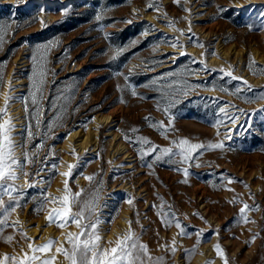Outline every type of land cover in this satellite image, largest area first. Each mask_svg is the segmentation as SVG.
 Returning <instances> with one entry per match:
<instances>
[{"label":"rangeland","instance_id":"rangeland-1","mask_svg":"<svg viewBox=\"0 0 264 264\" xmlns=\"http://www.w3.org/2000/svg\"><path fill=\"white\" fill-rule=\"evenodd\" d=\"M262 13L264 0H0V107L6 94L14 97L8 116L22 145L16 155L23 160L27 153L33 161L24 168L29 175L12 182L23 196L8 218L15 227L0 235V259L22 257L29 243L49 239L70 248L65 237L78 232L75 224L61 228L47 219L58 202L37 211L42 193L49 201L65 195L68 179L72 193H80L73 212L98 195L92 218L104 221L102 247L131 227L161 264H225L224 258L227 264H264V112L257 111L264 99L248 103L253 92L233 94L243 81L264 89ZM177 38L183 47L172 46ZM40 57L48 75L36 128L30 93ZM169 72L175 73L171 95L153 83ZM170 118L166 133L153 126L169 125ZM30 125L34 138L27 135ZM184 139L222 142L223 148L199 149L188 164L179 155L155 160L159 149L178 152ZM151 145L156 152H149ZM69 165H78L72 177L60 175ZM245 203L252 209L247 223L239 220ZM170 213L188 235L174 221L162 223ZM55 247L44 255L69 264Z\"/></svg>","mask_w":264,"mask_h":264},{"label":"snow or ice","instance_id":"snow-or-ice-1","mask_svg":"<svg viewBox=\"0 0 264 264\" xmlns=\"http://www.w3.org/2000/svg\"><path fill=\"white\" fill-rule=\"evenodd\" d=\"M151 6V5H150ZM264 16V13L261 14ZM97 19H100L98 16ZM43 23V22H42ZM251 29L253 25H248ZM173 47L180 46L179 39L173 41ZM202 47V45H199ZM46 47V46H45ZM186 53H182L185 55ZM34 60L37 57H33ZM40 63H37L36 68L34 69V77L32 81L33 91L30 93L31 95V103L34 106L33 119L36 121L35 127L39 128L41 123L42 109H41V101L43 100V89L46 84L48 69L46 68V62H44V58H39ZM175 59V58H174ZM198 63H203L198 62ZM254 64V61L252 62ZM251 67V65H249ZM207 70V69H205ZM215 71V70H213ZM222 71V70H221ZM261 72H264V69H261ZM175 73L169 72L166 74H161L158 80H154L153 83L157 86V90H170L169 95L176 91L175 81L170 80V77H173ZM227 77L232 80H238L240 78L232 75L231 72L225 73ZM129 77H125L128 79ZM2 74H0V83H2ZM191 86L185 85V89H190ZM224 91H228L227 89H222ZM253 92L252 96L245 97V101L248 103H252L257 99H264V89L253 90L251 85L247 84V81H243L242 87H237L233 92L234 95L240 94L243 91ZM11 91V89H10ZM183 91V90H182ZM186 94V91H185ZM133 95H136L135 91H133ZM14 97L10 94H6L4 97V106L0 107V235H2L3 231L7 227H15V224H9V216L11 212H14L16 207L20 206V200L23 196V190L17 187L14 183L15 180L19 179L20 176H28L29 173L24 171L26 164L33 162L32 158L27 153H22L23 160L21 157L16 155L17 147H22V145H17L15 143L14 137L12 136V132L15 130V125L12 123V118L8 116V108L10 106V101H12ZM24 99L25 111H28V103L26 98ZM168 109H165L167 113ZM220 113L225 112V108L220 107ZM259 112H264V109H258ZM5 117H7L5 119ZM94 119V118H93ZM149 119V118H145ZM229 119L235 123L236 117L231 116ZM221 121H217L220 123ZM172 123V119H169V125H165L162 121L154 124V127H157L162 130L163 133H166L169 130V127ZM52 124H49L47 127L49 129L52 128ZM27 135L29 138H34V133L31 130V125L29 126ZM227 138V137H226ZM125 139L129 138L125 136ZM140 142L149 144L150 142L147 140H143L141 138ZM175 143V142H174ZM43 141H41L40 145L37 147H42ZM205 147L216 149L223 148V143L209 144L205 146L204 144H191L188 140L184 139L179 142L177 145L178 152H174L172 148H163L159 149V153L155 156L156 161H160L162 156H167L169 158L179 155L181 157L180 163L188 164L191 160H193V153H195L199 149H204ZM157 146L151 145L149 152H156ZM149 152L144 153V155L149 154ZM169 163L173 162L171 159L168 161ZM151 167V165H148ZM78 167V165H69L68 171L64 173H60V175L71 178L73 175V169ZM51 168L55 170L57 168V164L53 163ZM43 171V169H41ZM184 173L188 175V169H184ZM39 175V172H37ZM89 181H92L95 177L88 176L85 177ZM228 183H232L233 178H227ZM33 184H28V187H34ZM64 191L65 195L63 197H54L51 201L48 200V197L45 193H42V200L40 203V207L37 209L39 211L43 208L45 202L57 203L58 207L53 208L47 217L49 223H55L58 227L64 228L69 223L75 224L78 229V232L72 233L69 232L66 234L65 240L70 248H65L62 244L59 247H55L58 241L49 239L44 244L41 245H33L32 243L28 244V252H25L22 257L17 256H8L4 255L2 259H0V264H53L55 261V255H44L46 253H50L51 250L55 247V252L58 254H62L69 262V264H161L162 258H153L149 255V251L147 245L141 243L139 238L132 231L131 227L129 230L123 234L121 237H118L115 241H108L110 247H102L100 241L102 237L100 235L99 225L104 223V221L100 217L92 218V214L95 212L96 202L98 201V195L94 196L91 200L85 201L81 204V208L78 212H73L72 207L77 203H81L78 199L80 193L73 194L71 189L69 188V181L65 179L64 181ZM8 197L7 203L4 200V197ZM129 204L132 203L131 199L127 201ZM233 203L239 202L237 198H234ZM252 210L248 204H244L239 212V220L241 222L247 223L246 211ZM88 213L86 216L85 213ZM163 215V214H162ZM196 215H199L198 213ZM175 222V226L180 230L181 235H188L185 231V226L181 224V222L176 219L174 213H170L167 219H162V223L170 225L172 222ZM131 224V221H129ZM218 235V233H216ZM196 235L199 238L202 236L200 231L196 232ZM26 239H31L25 236ZM13 239L12 236H8L6 238L7 242H10ZM114 245V246H113ZM172 252H175V247H172ZM215 250L218 255L224 257L223 250L219 245L215 246ZM195 252V248L186 250V255H191ZM225 259V264H227V259ZM211 264V262H208Z\"/></svg>","mask_w":264,"mask_h":264},{"label":"bare ground","instance_id":"bare-ground-1","mask_svg":"<svg viewBox=\"0 0 264 264\" xmlns=\"http://www.w3.org/2000/svg\"><path fill=\"white\" fill-rule=\"evenodd\" d=\"M202 257V256H201ZM198 260H199V258H198ZM213 261V260H212Z\"/></svg>","mask_w":264,"mask_h":264}]
</instances>
